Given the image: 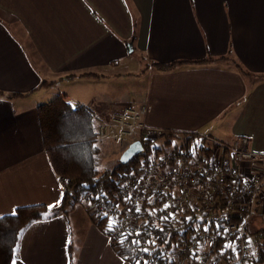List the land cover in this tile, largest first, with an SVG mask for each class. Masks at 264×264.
Here are the masks:
<instances>
[{
    "label": "crops",
    "instance_id": "0c3cea01",
    "mask_svg": "<svg viewBox=\"0 0 264 264\" xmlns=\"http://www.w3.org/2000/svg\"><path fill=\"white\" fill-rule=\"evenodd\" d=\"M60 95L95 117L145 107L149 128L248 137L264 154V0H0V218L63 203L38 112ZM263 228L264 186L249 230ZM12 264L130 263L74 208L29 223Z\"/></svg>",
    "mask_w": 264,
    "mask_h": 264
},
{
    "label": "built area",
    "instance_id": "2783aa9c",
    "mask_svg": "<svg viewBox=\"0 0 264 264\" xmlns=\"http://www.w3.org/2000/svg\"><path fill=\"white\" fill-rule=\"evenodd\" d=\"M146 112L145 107H130L95 117L98 140L116 133L122 142L142 143V136L164 132L144 124ZM203 137L211 143L207 150L178 142L151 151L143 146L141 162L121 181L124 192L107 213L116 230L107 236L113 245L121 236L148 232L143 250L159 253L156 260L140 257L137 264H264V228L249 230L264 186V154L250 149L248 137L232 145ZM226 152L235 162H226ZM238 161L251 173L242 174ZM90 205V219L98 226L104 205Z\"/></svg>",
    "mask_w": 264,
    "mask_h": 264
},
{
    "label": "trees",
    "instance_id": "16d2710c",
    "mask_svg": "<svg viewBox=\"0 0 264 264\" xmlns=\"http://www.w3.org/2000/svg\"><path fill=\"white\" fill-rule=\"evenodd\" d=\"M156 66L168 70L173 64ZM237 69L244 73L242 67L237 65ZM38 112L44 148L57 176L64 182V200L59 208L50 212L44 205H34L18 208L13 214L1 217L0 264H12L20 233L29 223L48 214L69 213V208L81 197L88 203H103L104 212L98 228L111 236L116 229L110 227L107 213L124 192L121 181L129 177L139 164L140 156L137 155L127 164L119 162L113 169L99 171L102 151L98 145L95 115L89 108L72 106L60 95L41 105ZM151 234L156 239V233L153 231ZM146 235L148 232L136 237L121 236L113 242V249L130 264H137L140 257L154 261L159 252L151 250L146 253L142 248ZM177 235L178 229L173 232L174 239ZM157 236L164 240L163 234Z\"/></svg>",
    "mask_w": 264,
    "mask_h": 264
},
{
    "label": "rangeland",
    "instance_id": "374dc122",
    "mask_svg": "<svg viewBox=\"0 0 264 264\" xmlns=\"http://www.w3.org/2000/svg\"><path fill=\"white\" fill-rule=\"evenodd\" d=\"M113 141H118L119 144L117 146V149L113 146H110L108 143V139L106 140H99L98 145L100 146V149L102 151V161L101 165L99 167V171L103 172L106 169H113L115 166L121 162V157L123 153L126 151V149L134 142L130 140H126L127 142H122V140L119 137H112ZM141 141L143 143V146L147 148V150H155L158 146H169L173 142H178L179 144H186L190 146H204L206 147V150L210 148L211 143L207 140V138L204 139V137H201L197 134H180L175 133L172 131H164L162 133L154 132L151 133L149 136L144 137L142 136ZM131 142V143H130ZM127 143V144H126ZM126 147L125 149L122 147ZM142 158L140 159L141 162ZM63 181V180H60ZM90 203H88L84 198H80V201L74 203L70 208L69 211L73 210L74 208L85 210L88 215L91 209Z\"/></svg>",
    "mask_w": 264,
    "mask_h": 264
},
{
    "label": "water",
    "instance_id": "95a60500",
    "mask_svg": "<svg viewBox=\"0 0 264 264\" xmlns=\"http://www.w3.org/2000/svg\"><path fill=\"white\" fill-rule=\"evenodd\" d=\"M142 149H143V145L140 141L133 142L123 153L121 157V163L122 164L129 163L134 157H136L142 152Z\"/></svg>",
    "mask_w": 264,
    "mask_h": 264
},
{
    "label": "snow or ice",
    "instance_id": "6c2138e0",
    "mask_svg": "<svg viewBox=\"0 0 264 264\" xmlns=\"http://www.w3.org/2000/svg\"><path fill=\"white\" fill-rule=\"evenodd\" d=\"M63 195V194H62ZM50 207H55V205H53V206H50ZM165 207H168L167 205H165ZM137 210H139V209H137ZM167 217H165V219H166ZM187 219H191V217H188ZM110 227H111V224H110ZM205 231H207V229H205ZM134 243H137L136 241H134ZM144 251L145 252H147V249H144Z\"/></svg>",
    "mask_w": 264,
    "mask_h": 264
}]
</instances>
